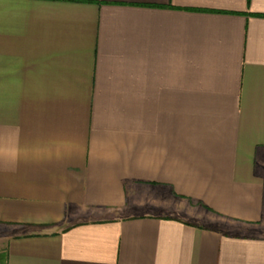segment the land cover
I'll use <instances>...</instances> for the list:
<instances>
[{
	"label": "crops",
	"instance_id": "1",
	"mask_svg": "<svg viewBox=\"0 0 264 264\" xmlns=\"http://www.w3.org/2000/svg\"><path fill=\"white\" fill-rule=\"evenodd\" d=\"M0 264H264V0H0Z\"/></svg>",
	"mask_w": 264,
	"mask_h": 264
}]
</instances>
